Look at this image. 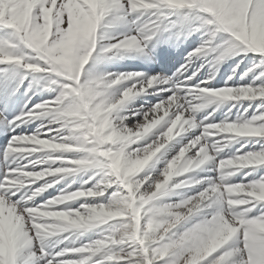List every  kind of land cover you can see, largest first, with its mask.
<instances>
[{
	"label": "clouds",
	"instance_id": "9594fccd",
	"mask_svg": "<svg viewBox=\"0 0 264 264\" xmlns=\"http://www.w3.org/2000/svg\"><path fill=\"white\" fill-rule=\"evenodd\" d=\"M69 3L75 4V12L69 10ZM127 4L134 13L183 11L199 20L213 39L227 34L223 43L211 49L216 53L213 64L217 72L228 59L248 53L264 56V0H127ZM9 8L6 2L0 4V10ZM121 9H125L122 0H51L40 17L23 24L13 21L18 36L15 42H0V63L46 74L43 79L48 90L57 95L36 105L39 111L35 117L59 125L50 138H42L38 129L30 135L14 136L7 148L5 159L16 167H10L0 183V219L14 227L16 254L12 260L0 259V264H31L36 241L49 247L66 242L57 255L81 257L59 264L118 261L127 245L138 246L144 264H151L147 260L150 251L160 258H177L174 264H202L230 242L232 248L224 264H264V217L249 219L245 207L252 201L264 202V177L232 182L244 169L264 166V149L217 160L234 143L264 138V114L207 124L197 122L194 115L211 108V116L226 103L264 98V84L196 86L192 90L195 103H182V97L174 93L144 112L142 121L129 126V117L120 113L130 98L146 89L133 85L120 92L115 86L131 76L99 70L106 59L113 58L108 53L119 54L138 44L135 36L103 43L110 39L106 31L109 18ZM155 83V78L150 79L147 86ZM28 117L32 119L33 114ZM163 126L166 129L155 139L137 146ZM201 126V135L165 159L163 169L157 171L167 145ZM197 145L195 154L189 155ZM37 153L39 158L28 160ZM25 160L28 163H23ZM41 164L47 167L27 170ZM209 164L219 175L209 181L208 188L179 203L163 202L176 189L193 183L176 182L177 178ZM84 176L89 178L79 188L68 190L77 177ZM69 177L71 182L60 194L35 204L36 198ZM92 180L96 182L88 186ZM40 181L44 183L31 187ZM111 189L114 191L109 193ZM18 193L23 194L13 200ZM79 201L83 203L75 206ZM198 216L201 218L188 227ZM181 227L182 232L178 230ZM90 234L96 238L84 242ZM245 250L252 253L247 261Z\"/></svg>",
	"mask_w": 264,
	"mask_h": 264
},
{
	"label": "rangeland",
	"instance_id": "374dc122",
	"mask_svg": "<svg viewBox=\"0 0 264 264\" xmlns=\"http://www.w3.org/2000/svg\"><path fill=\"white\" fill-rule=\"evenodd\" d=\"M5 2L10 5V8L7 11L0 10V24H4L7 27L13 28V21H15L17 24L27 23L33 18V10L38 5L45 8L49 5V3H51V0H46V2L30 0L29 3H27L26 0H0V4ZM122 2L126 5L125 9L114 11L112 16L109 18L111 23L106 28V31L109 33L110 39L104 41L103 43H112L109 41L117 39L119 36H121L120 31H122V29L119 27L124 22H119L116 18L122 15L126 16L130 9V5L127 4V0H122ZM67 7L70 11L75 12L74 3H69ZM139 14L140 16L146 15L143 20L144 22H142L144 35H152L155 33L152 40L149 42H155L157 39H159L161 44L169 47L172 44H175L176 48L180 45H184L186 41L188 42L186 47H188L189 51L192 50L193 52L192 56L188 60L190 61L189 64H198L197 67H203L204 72H206L207 75L205 84L201 87L222 88L226 86H258L264 84V56L248 53L247 55H240L228 59L221 66H219V71L217 72L213 64L216 53H213L210 50H208L206 53L197 52V49L201 48L206 40L211 39V34L209 33L208 29L200 27L199 20L187 16L183 11L165 10L160 14H154L153 11H138L133 14L134 18L138 19L136 17L137 15L139 16ZM124 26H126V22ZM171 28L173 31L169 35L168 32L171 30ZM8 35L9 30L0 28V37H6ZM226 37L227 34H218L216 40L214 41V45L223 43V40ZM132 51L136 52L131 49L121 50L119 54L112 52L110 53L109 57L113 58L106 59L101 65H99V70L102 72L112 73L114 76L121 73L131 76V79L122 81L121 84L115 86L120 92L135 85L137 89L141 87L146 89L141 94L147 93L149 95H154L149 105L147 104L148 102L146 96L141 94V96L138 95L134 98H130L120 113L121 115L129 117V119L126 121L129 126L137 123L138 121H142L144 112H147L149 109L154 107L155 104L166 101L169 97H171V95L166 94L164 88H161L162 84L165 82L164 76L160 75L159 73H153L148 76L141 77L138 67H129L131 66L130 63L134 64L133 61L127 60L133 53ZM241 61L243 62L241 63ZM238 64L239 67H237ZM246 72L248 75L245 76L244 74ZM45 75L46 74L43 73H31L29 70L21 67L20 65L0 63V103L2 104V106H0V137H5V141L0 143V176L2 181L3 178L5 179L6 175L8 174L9 168L16 167L15 164H11L9 160L5 159L7 148L14 136L21 134L30 135L36 133L38 129L42 138H50L51 136L57 134L56 130L59 128V125L51 124L49 119L46 117H35V113L39 111V109L36 108V105L45 101H51L57 95L56 92L48 90L46 80L43 79ZM151 77H157L156 83L151 87H145L147 80L151 79ZM229 77H232V79H229ZM155 88H159L160 91L164 90L165 92L159 94V90H156ZM194 88L195 87L192 86L188 89L189 91L187 94L183 92V95H180L182 97V103L185 101H192L193 103L196 102L194 101L192 94V90ZM22 108H24V113L20 114V110ZM229 109H231V111H229ZM212 111L213 109L209 108L194 114L197 122L203 121L205 124H207L220 122L225 118H228L229 120H236L237 116L244 115L245 113L247 114L246 118H251L253 115L264 114V98H258L252 101L244 100L240 102H229L221 106V108L218 111H215L213 115L209 116V113ZM29 113L33 114L32 119H29ZM205 117L209 118L205 120ZM12 119L19 121V124H23L22 127L24 124L27 125L26 129L19 133L14 132L9 127L10 121ZM165 129L166 126L160 127L156 132H154L153 135L137 146H143V144L151 142V140L155 139L160 134V132L164 131ZM202 131L203 126L194 130H189L177 136L172 142H170L161 153L163 159H161V162L157 164V171L163 169L165 159H171L174 155L178 154L182 147L188 145L197 136H200ZM214 139L220 138L216 137ZM257 141H259V143H257ZM261 144H264V138H249L248 140H241L240 143H234L230 148L225 149L224 152L221 153V155L217 158V160L231 155L261 150ZM198 147L199 146H197L194 150H198ZM192 151L193 150L190 151L189 155L192 154ZM40 155L41 154L39 153L34 154L33 156L28 157V160H35L39 158ZM65 155L71 156V154ZM28 160L23 161V163H28ZM54 166L59 165L57 164ZM211 166L213 169L208 170L209 167H207L208 172L202 176H197L200 175V169L198 170V174L193 178L201 181L197 187L188 189H184L186 187H183L181 189H176L173 195L164 197L163 202L173 204L179 203L182 199L197 195L199 192L208 188L210 186L209 181L217 179L219 175L218 171L215 169V166L213 164ZM44 167H47V165L41 164L35 166L34 168L29 167L27 170L39 171ZM248 173H251V175H246ZM194 175L195 174L192 173V176ZM261 177H264V166L244 169L232 178V182L248 183L253 180H258ZM88 178L89 177L87 176H84L83 178L77 177L76 183L72 184V187L68 190H76L80 187V184ZM48 179L51 180L56 178ZM71 180V177L62 180L59 184H56L53 188L46 191L41 197L36 198L35 204H40L43 201L60 194L61 191L67 187L68 183L71 182ZM95 182V180L90 181L88 186H91V184ZM43 183L44 181H40L31 187H39ZM111 191H114V189L109 190V193ZM22 194L23 193H18L13 197V199H19ZM79 203H83V201H79L75 206H78ZM205 211L207 212L210 210L205 209ZM261 214H264V203L258 205L251 213H249V218H258ZM200 218L201 217L199 216L195 217L188 223L187 226L190 227L192 223L197 222ZM178 230L182 232L184 231V227H181ZM89 238L95 239L96 237L94 234H90L89 237L85 238L84 242H87V239ZM66 246V242L49 247L42 245L39 241H36L34 242L33 247L36 249H40L42 247L46 253L45 259H50L53 255H56L57 260H60L62 258H59L57 253L62 251ZM240 246L242 247L241 242ZM223 248L231 250L232 243L230 242L229 245H225ZM15 254L16 236L14 227L11 222L0 219V259L12 260L15 258ZM68 257L81 258L79 254L73 253H68L67 257L65 258ZM134 259L136 258L134 257ZM164 261H168V264H171V260L167 256L161 258V261L158 262V264H162ZM31 264H44V260L40 259L39 257H35ZM107 264H114V262H107ZM115 264H122V262L117 261Z\"/></svg>",
	"mask_w": 264,
	"mask_h": 264
},
{
	"label": "snow or ice",
	"instance_id": "6c2138e0",
	"mask_svg": "<svg viewBox=\"0 0 264 264\" xmlns=\"http://www.w3.org/2000/svg\"><path fill=\"white\" fill-rule=\"evenodd\" d=\"M49 5H50V3H49ZM58 6H59V4H58ZM42 9H43V7L38 5L33 10V17H40L42 14ZM0 28H5V29L9 30V35L6 37H0V42L11 43V42L16 41L18 36H17V34L13 28L7 27L4 24H0ZM209 33L211 34V39L206 40L204 45L201 48H207L211 51V49L215 48L218 44L214 45V41L216 40V38L213 39L212 33L211 32H209ZM153 35H155V33H153L152 35H144L143 30H141V39L142 40L151 41L153 38ZM133 36H135V35H133ZM137 41L139 44L140 40L137 39ZM12 65H14V64H12ZM153 78H155L157 80V77H152L151 79H153ZM149 80H147L145 87H147ZM246 115L247 114L245 113L244 115H239L237 117L246 118ZM193 140H195V138ZM257 143H259V141H257ZM197 146H199V145H197ZM194 149H196V148H192L193 151H192L191 155H194L195 152L197 151ZM261 149H264V144H261ZM257 151H259V150H257ZM246 175H251V173H248ZM3 182H4V180L0 183H3ZM8 195L11 196L12 193L9 192ZM13 197H12V199H13ZM262 203H264V202L252 201L250 204L245 206L248 209V218H249V213H251L258 205H261ZM260 217H264V214H261L258 218H260ZM249 219H252V218H249ZM241 243H242V247H243V235L242 234H241ZM219 250L220 251H216L214 253L215 255H212V256L208 257L207 259L203 260L202 264H224L225 260L227 259L226 254L229 252V250L224 249V248H220ZM32 251L35 252V257H39L40 259L44 260V264H49V261H51L52 264H59V261H61V260L79 259V258H72V257L65 258V257H67V254L58 255L59 258H62L60 260H57L56 255H53L50 259H45L46 253L44 252V249L42 247L40 249H36L33 247ZM251 254L252 253L248 252L247 250L244 251L243 255H244L245 261H247L248 256ZM134 257L136 259H134ZM169 258L171 260V264H174V261L177 259V258H173V257H169ZM144 260H145V257L142 255L138 246L127 245V246H124V250L121 253V258L118 260V262H122V264H144ZM147 260L151 261V264H158V262L161 261V258L158 255H155L150 251L148 256H147ZM107 262H109V261H104V264H107ZM115 262H117V261H114V264H115ZM22 264H23V262H22ZM92 264H95V259L92 261ZM162 264H168V261H164V262H162Z\"/></svg>",
	"mask_w": 264,
	"mask_h": 264
},
{
	"label": "bare ground",
	"instance_id": "6f19581e",
	"mask_svg": "<svg viewBox=\"0 0 264 264\" xmlns=\"http://www.w3.org/2000/svg\"><path fill=\"white\" fill-rule=\"evenodd\" d=\"M35 1V0H34ZM37 1H42V2H46V0H37ZM27 3L30 2V0H26ZM50 2V1H49ZM134 12L131 11V8L129 9V11L127 12L126 16H120L118 18H116L119 22H124L119 28L122 29V31H120L121 33V36H119L117 39H113L112 41H109V42H112V43H118L120 40L126 38V37H131L133 35H135L137 37L138 40H140V43L134 47V48H131V50H134L136 52H134L135 54H133L134 57H139L138 59H131L132 61L135 59L136 62L137 61H140V65H139V68L142 72H145L146 71V67H147V63L146 61L144 60L145 58V53L147 52H151V54H154L155 56L154 57H158L157 56V53L159 51H161L162 53V56L159 57L158 61H157V66L159 67H163L164 65V62L166 60V58L164 57V52H162V49H159V39H157V41L155 42H149L147 40H142L141 39V30L142 29V22H144V17L145 16H139L137 15L136 18L138 19H135L134 18ZM113 18V17H112ZM113 20V19H112ZM116 22V21H115ZM126 22V26H124ZM109 29V28H108ZM172 28L171 30H169V35L172 33ZM185 44H187V42H185ZM151 49H153L151 51ZM133 52V51H132ZM108 56H110V53L107 54ZM170 55V54H168ZM128 60V59H127ZM114 62V61H113ZM117 62V61H116ZM126 62V61H125ZM129 62V61H128ZM109 63V62H108ZM127 63V62H126ZM106 64H107V61H106ZM116 64V63H115ZM129 65V64H128ZM137 67V66H136ZM195 73L192 75V78L191 79H188V80H191V81H194V82H199L201 81L200 78H203L204 76V72L201 71V70H197L195 69L194 71ZM139 74V73H138ZM185 77H189L190 75L187 74V71L185 72ZM160 77V76H159ZM152 78V77H151ZM139 79V78H138ZM161 79V78H160ZM136 82V81H135ZM118 88V87H117ZM162 88V87H161ZM149 89H152V88H149ZM156 89V88H155ZM147 92V91H146ZM165 92V91H164ZM160 94V93H159ZM163 95V94H162ZM141 96V95H140ZM26 107V106H25ZM24 113V108H22L20 110V114ZM22 125H18L17 128H21Z\"/></svg>",
	"mask_w": 264,
	"mask_h": 264
},
{
	"label": "crops",
	"instance_id": "0c3cea01",
	"mask_svg": "<svg viewBox=\"0 0 264 264\" xmlns=\"http://www.w3.org/2000/svg\"><path fill=\"white\" fill-rule=\"evenodd\" d=\"M159 129V128H158ZM157 130H155L154 132H156ZM149 138V137H148ZM145 141V140H144ZM144 141H142V142H144ZM194 171V170H193ZM195 171H196V169H195ZM190 173L191 172H189V173H187V174H185L184 176H181V177H179V178H177L176 179V182H179V181H181V180H185L186 179V177H188L189 175H190Z\"/></svg>",
	"mask_w": 264,
	"mask_h": 264
}]
</instances>
